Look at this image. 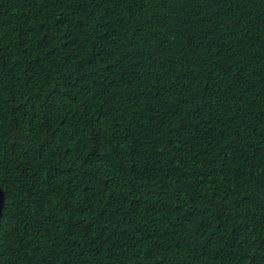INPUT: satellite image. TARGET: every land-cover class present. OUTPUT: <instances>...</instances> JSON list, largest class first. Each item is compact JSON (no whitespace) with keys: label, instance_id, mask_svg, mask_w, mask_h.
<instances>
[{"label":"trees","instance_id":"obj_1","mask_svg":"<svg viewBox=\"0 0 264 264\" xmlns=\"http://www.w3.org/2000/svg\"><path fill=\"white\" fill-rule=\"evenodd\" d=\"M0 264H264V0H0Z\"/></svg>","mask_w":264,"mask_h":264},{"label":"water","instance_id":"obj_2","mask_svg":"<svg viewBox=\"0 0 264 264\" xmlns=\"http://www.w3.org/2000/svg\"><path fill=\"white\" fill-rule=\"evenodd\" d=\"M4 197H5L4 191H3V189L0 186V217H1V214H2V211H3Z\"/></svg>","mask_w":264,"mask_h":264}]
</instances>
